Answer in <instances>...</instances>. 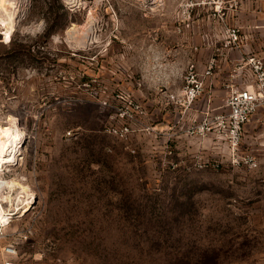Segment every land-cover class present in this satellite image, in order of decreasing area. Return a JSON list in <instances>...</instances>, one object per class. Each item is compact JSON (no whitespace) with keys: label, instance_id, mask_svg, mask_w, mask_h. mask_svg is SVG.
<instances>
[{"label":"rangeland","instance_id":"374dc122","mask_svg":"<svg viewBox=\"0 0 264 264\" xmlns=\"http://www.w3.org/2000/svg\"><path fill=\"white\" fill-rule=\"evenodd\" d=\"M2 19L0 264H264V113L244 127L250 169L169 101L204 29L254 85L264 0H18L11 33Z\"/></svg>","mask_w":264,"mask_h":264},{"label":"built area","instance_id":"2783aa9c","mask_svg":"<svg viewBox=\"0 0 264 264\" xmlns=\"http://www.w3.org/2000/svg\"><path fill=\"white\" fill-rule=\"evenodd\" d=\"M229 34V44H237L240 41L238 30L230 29ZM219 52L220 49L216 47L203 74L198 72L195 64L189 63L184 86L172 92L169 101L174 108L187 111L186 133L188 137L203 139L214 135L220 145H225L228 161L232 165L257 169L259 163L256 155L252 151L242 149V135L245 125L250 122L251 118L260 111L264 113V59L257 55H247L246 65L250 67L255 83L253 86H238L233 83L229 88L224 109H211V101H207V104L200 108L198 101L205 93V79L212 76L217 68ZM129 104L132 112L138 115L144 113L141 105L135 103L133 99L129 100ZM120 115L123 118L135 119L131 112L121 110ZM131 131L128 125L113 129V132L123 139ZM169 153H172L171 148H169ZM2 250L3 255L7 257L16 254V248L11 244L5 245ZM6 264H11V262L6 261Z\"/></svg>","mask_w":264,"mask_h":264},{"label":"crops","instance_id":"0c3cea01","mask_svg":"<svg viewBox=\"0 0 264 264\" xmlns=\"http://www.w3.org/2000/svg\"><path fill=\"white\" fill-rule=\"evenodd\" d=\"M216 47L220 49L218 54V66L214 70L213 75L205 79V93L198 101V106L200 108L205 106L207 101H211L210 104L214 107V105L217 104L216 96H224L226 92L229 93V88L233 83L238 86H249L238 79V72L243 68L238 67V59H236L240 54L239 51L235 49L226 52L220 46H216L212 33L208 29H204L202 35L197 40H194L195 52L193 53L191 50L187 51V64H195L198 72L203 74ZM261 58L264 59V57Z\"/></svg>","mask_w":264,"mask_h":264},{"label":"bare ground","instance_id":"6f19581e","mask_svg":"<svg viewBox=\"0 0 264 264\" xmlns=\"http://www.w3.org/2000/svg\"><path fill=\"white\" fill-rule=\"evenodd\" d=\"M18 4V0H0V11H5L8 19L7 20H3L2 19V23L4 24L5 28H6V33L9 34L14 30V24H13V16L15 14V9L17 7ZM17 12V11H16ZM14 144V143H13ZM12 144V147H13ZM18 144V143H17ZM11 146V145H10ZM17 148V147H16ZM4 149V148H3ZM3 151V150H2ZM6 151V150H5ZM11 154V153H10ZM1 156L5 157L4 154H1V148H0V165L2 164L4 158H1ZM14 159V158H13ZM10 160V159H8ZM14 161V160H13ZM10 162V161H9ZM13 186V185H12ZM21 192L24 194L25 193V189L21 188ZM27 207V206H26ZM27 210V209H25ZM7 221V217L5 216V212L3 211V209L0 208V224H3ZM6 224V223H5Z\"/></svg>","mask_w":264,"mask_h":264}]
</instances>
